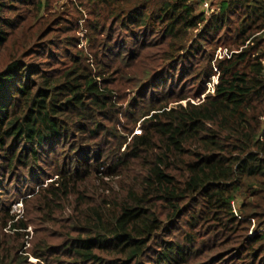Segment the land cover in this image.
Masks as SVG:
<instances>
[{"label": "trees", "instance_id": "1", "mask_svg": "<svg viewBox=\"0 0 264 264\" xmlns=\"http://www.w3.org/2000/svg\"><path fill=\"white\" fill-rule=\"evenodd\" d=\"M57 1L0 0V264H264V0Z\"/></svg>", "mask_w": 264, "mask_h": 264}, {"label": "rangeland", "instance_id": "2", "mask_svg": "<svg viewBox=\"0 0 264 264\" xmlns=\"http://www.w3.org/2000/svg\"><path fill=\"white\" fill-rule=\"evenodd\" d=\"M67 0H59L57 1L58 5H62L66 2ZM196 2L199 3V8L202 9L205 14L207 16H209L212 12H214L215 10H217V6H213V9H209L207 10L206 7L203 5V2L202 1H199V0H195ZM215 2H219V0H214ZM57 3L55 4V6L57 5ZM197 33V31H196ZM84 43L83 42L81 44V46H84ZM221 48V47H220ZM219 49V48H218ZM217 49V50H218ZM207 92H205L206 94ZM205 94L202 96V98L205 97ZM194 101H197L198 99L194 98L193 99ZM124 120H126V118H124ZM139 132L140 131V128H139V125L135 128V133L136 132ZM47 171V170H46ZM48 174L51 173L50 169L47 171ZM93 177V176H92ZM43 177L40 176V174H38V172H36L33 176L31 177H25L23 178L22 182L23 183H20L18 187H21L23 189H21L22 193H20L19 195V199H17L16 201H14L11 205V213H14V214H18L19 217H23L25 215H29V217L31 216L32 217V212H30V210H33L31 209V207L29 208V212L27 210V206L24 202V199H28V198H31L33 197L40 189V187H43V186H47V184L52 180V178H47V179H42ZM121 180H122V177L121 176H114V175H111V174H108L106 173V169L101 168V171L97 172L96 173V178L93 177L90 179V181L86 184V186L91 190H94L92 189L95 186H98V187H101L102 185H104L105 183L107 184V186L110 188L109 190H106L105 192L107 193H110V191H115V192H118L121 188ZM9 180L7 181V178L4 182L5 186L6 187L7 185H9ZM11 189L10 191L11 192H14V188H16L17 186V183L16 182H13L11 183ZM28 186V188H33L35 189V192L34 193H30V190H27L26 187ZM17 187V188H18ZM101 192V190H100ZM31 202V201H30ZM235 203V206L237 207L238 205V202H234ZM70 203H68V206ZM71 207V206H70ZM28 213V214H27ZM70 214V209H68L67 211V214H65L66 216H68ZM60 218H64L62 215H59ZM36 226H40L38 221H35L34 224H31L29 227H28V231L30 232V236L28 238V240L30 241L33 237H35V227ZM46 226V225H45ZM51 228V227H49ZM52 229V228H51ZM30 246V243L28 242L27 245H26V248H28ZM30 260L32 261H36L37 259L34 258V257H31Z\"/></svg>", "mask_w": 264, "mask_h": 264}, {"label": "built area", "instance_id": "3", "mask_svg": "<svg viewBox=\"0 0 264 264\" xmlns=\"http://www.w3.org/2000/svg\"><path fill=\"white\" fill-rule=\"evenodd\" d=\"M203 5L206 7L207 10H209L210 8L213 9V5L208 0H204ZM231 55H232V52H229L227 48H224V49L219 48L215 53V59L213 60V62H215L217 58H223L225 56L230 57ZM218 77H219V74H215L211 77V80L206 82V86H207L206 92L207 93L214 92L215 87L218 84Z\"/></svg>", "mask_w": 264, "mask_h": 264}]
</instances>
